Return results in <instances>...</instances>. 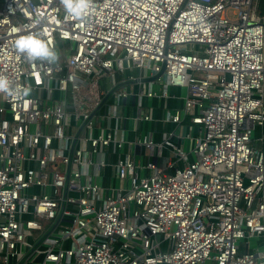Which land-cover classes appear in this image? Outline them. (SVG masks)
I'll return each mask as SVG.
<instances>
[{"label": "built area", "instance_id": "built-area-1", "mask_svg": "<svg viewBox=\"0 0 264 264\" xmlns=\"http://www.w3.org/2000/svg\"><path fill=\"white\" fill-rule=\"evenodd\" d=\"M33 32L54 62L16 51ZM0 76L32 89L0 94V264H264L248 250L264 240V134L253 142L264 16L253 0H92L79 19L60 0H0ZM167 86L186 95L159 120L198 125L188 152L173 130L155 142L141 126L143 99Z\"/></svg>", "mask_w": 264, "mask_h": 264}, {"label": "crops", "instance_id": "crops-1", "mask_svg": "<svg viewBox=\"0 0 264 264\" xmlns=\"http://www.w3.org/2000/svg\"><path fill=\"white\" fill-rule=\"evenodd\" d=\"M155 84L157 85V91L160 92L161 86L159 85L158 82L153 81V86ZM183 89H185L184 92H183ZM166 90H167L166 97L159 96V97L144 98V103L146 104V108H148V112L151 114V119L146 122H143L141 126L143 129L151 130L153 133V139L155 137L157 139L156 141H159L161 139L162 132L167 131V130H173L174 135H176L177 137L183 138V146H184L185 140L186 139L189 140L188 146H187L189 150V147L192 145V140L188 138L186 134L190 132L192 137H195L198 134V125L192 124L187 118L182 119L181 123L178 125L174 123H168V122L165 123L159 120L163 115L164 108H166L167 110H172L173 108H181L183 106L184 97L186 95V88L179 87V86H167ZM149 99H151V101H149ZM129 100L130 101L128 102V99H127V102H128L127 104H130V108L128 109V111L131 110V108L133 107L131 105V99ZM153 109L157 110V116L155 119L152 118ZM132 131L133 129L131 130V137L133 136ZM261 134H264V123L262 126H256L254 128V131H253V142L254 143L259 142V137L261 136ZM169 154H170L169 150L166 149L165 155H169ZM159 161L164 164V157H157L156 162L159 163ZM255 237L259 238V241H261L259 236H255ZM258 242L255 243V246L253 249H249V246H248V250L258 252L256 250V244ZM240 249L246 250L245 245L242 244ZM210 264H213V263H210Z\"/></svg>", "mask_w": 264, "mask_h": 264}, {"label": "clouds", "instance_id": "clouds-1", "mask_svg": "<svg viewBox=\"0 0 264 264\" xmlns=\"http://www.w3.org/2000/svg\"><path fill=\"white\" fill-rule=\"evenodd\" d=\"M66 13L75 18H84L90 9L92 0H60ZM14 48L29 63L54 62L57 59L55 50L40 32L20 35L14 40ZM31 86L14 88L7 77L0 76V94L8 97H28Z\"/></svg>", "mask_w": 264, "mask_h": 264}, {"label": "rangeland", "instance_id": "rangeland-1", "mask_svg": "<svg viewBox=\"0 0 264 264\" xmlns=\"http://www.w3.org/2000/svg\"><path fill=\"white\" fill-rule=\"evenodd\" d=\"M253 1H254V4L257 5L258 0H253ZM143 84H145V83H143ZM153 89L157 91V85L156 84L153 86ZM184 91H185V89H183V92ZM129 101L130 100H128V102ZM149 101H151V99H149ZM143 102H144V99H143ZM146 110L148 111V108H146ZM126 113H128V110H126ZM133 115H135V109H133L132 117H128L127 120H126V138L127 139L131 138V130L134 128ZM156 116H157V110L156 109H153V111H152V118L155 119ZM156 140L157 139L154 137V141L155 142H157ZM188 142H189V140L186 139L185 140V143H184V146H183L184 151H187L188 150V148H187ZM165 153H166V148L163 149V156H165ZM188 156H189V159H193V155L191 153H189ZM158 164L159 165H163V163L160 162V161H159ZM103 172L106 173L109 176V183L111 184V170H110V167L107 166L103 170ZM115 183L117 185L119 183V181H116ZM248 241H249V249H253L254 246H255V243L259 241V238H257V237H251V238L248 239Z\"/></svg>", "mask_w": 264, "mask_h": 264}, {"label": "water", "instance_id": "water-1", "mask_svg": "<svg viewBox=\"0 0 264 264\" xmlns=\"http://www.w3.org/2000/svg\"><path fill=\"white\" fill-rule=\"evenodd\" d=\"M55 52L57 54L58 51L55 50ZM163 69H164V64H162L161 70L157 74H155L153 76H148V77L142 79V81L145 82V81H149V80H153V79L157 78L162 73ZM177 128H178V126H177ZM172 140L177 144V147L179 149H182V147H183V138L177 137L176 135H173L172 136ZM256 250L258 252H264V240H261V241H259L256 244ZM261 260L264 262V255L261 256Z\"/></svg>", "mask_w": 264, "mask_h": 264}, {"label": "trees", "instance_id": "trees-1", "mask_svg": "<svg viewBox=\"0 0 264 264\" xmlns=\"http://www.w3.org/2000/svg\"><path fill=\"white\" fill-rule=\"evenodd\" d=\"M257 11L259 16L262 18L264 16V0H258Z\"/></svg>", "mask_w": 264, "mask_h": 264}]
</instances>
